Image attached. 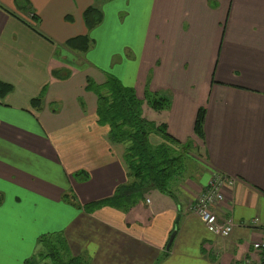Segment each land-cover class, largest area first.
Instances as JSON below:
<instances>
[{
  "label": "crops",
  "instance_id": "obj_1",
  "mask_svg": "<svg viewBox=\"0 0 264 264\" xmlns=\"http://www.w3.org/2000/svg\"><path fill=\"white\" fill-rule=\"evenodd\" d=\"M30 2L40 21L14 0H0V80L13 86L0 95V264H25L43 252L39 238L47 234L61 235L86 264H258L264 0ZM93 5L103 19L89 30L83 15ZM85 34L92 38L87 52L65 45ZM54 70L70 75L56 78ZM109 76L142 100L147 87L170 94L169 108L157 111L144 101L143 115L166 124L179 142H192L204 158L193 173L184 169L173 179V196L151 189L129 211L85 208L133 182L127 145L111 140L98 97L86 86L88 77L103 84ZM37 97L42 101L33 106ZM202 107L204 139L195 134ZM151 143L166 141L154 133ZM79 172L88 177L75 178ZM214 172L234 180L220 204L235 223L227 237L210 233L193 210ZM66 193L82 207L65 202Z\"/></svg>",
  "mask_w": 264,
  "mask_h": 264
},
{
  "label": "trees",
  "instance_id": "obj_2",
  "mask_svg": "<svg viewBox=\"0 0 264 264\" xmlns=\"http://www.w3.org/2000/svg\"><path fill=\"white\" fill-rule=\"evenodd\" d=\"M17 3L24 1L28 7L31 18L40 21L30 0H15ZM84 21L89 30L98 26L103 19V13L96 5L88 7L84 11ZM35 30L32 24L27 23ZM92 44L89 34L78 35L66 41L65 45L80 52H87ZM62 76V71H53L56 78L69 77V71ZM87 89L94 92L98 97V113L101 123L110 127V138L113 142L127 145L125 160L129 165L130 177L133 182L121 185L115 195L100 202H93L85 206L94 210L103 205H109L129 211L140 200L144 199L145 193L151 189H157L162 193L173 196L171 182L179 177L185 169L186 149L193 146L192 142L185 144L173 138L167 131L166 124H157L143 115V103L154 110L160 111L169 108L170 94L159 95L148 87L145 91L144 100L140 99L133 87H128L115 76H109L105 83L98 84L91 77L87 78ZM13 90V86L0 80V95L3 97ZM42 98L32 100L33 106H39ZM206 109L200 108L196 122L195 134L204 139V123ZM161 135L166 143L154 146L151 143L152 134ZM87 173L79 172L75 178L86 179ZM63 200L77 207H82L75 201L73 196L66 193ZM57 241V243H56ZM43 246V252L35 255L25 264H86L85 258L72 256L66 240L59 234H47L39 238ZM170 249V248H169ZM167 249V251H169ZM168 252L161 257L165 258ZM45 260H49L45 262Z\"/></svg>",
  "mask_w": 264,
  "mask_h": 264
},
{
  "label": "built area",
  "instance_id": "obj_3",
  "mask_svg": "<svg viewBox=\"0 0 264 264\" xmlns=\"http://www.w3.org/2000/svg\"><path fill=\"white\" fill-rule=\"evenodd\" d=\"M233 178L214 172L202 194L194 203L193 210L201 217L207 230L220 237H227L233 232L235 223L231 217L221 215L220 204L225 199L223 187L232 184ZM256 218L254 223L258 222ZM253 248L261 255L258 264H264V233L261 239L253 243Z\"/></svg>",
  "mask_w": 264,
  "mask_h": 264
},
{
  "label": "rangeland",
  "instance_id": "obj_4",
  "mask_svg": "<svg viewBox=\"0 0 264 264\" xmlns=\"http://www.w3.org/2000/svg\"><path fill=\"white\" fill-rule=\"evenodd\" d=\"M24 1H20V3H17L15 0H14V5L16 7V9H18L19 11H21L23 14H26L27 11H28V7L24 6ZM204 158H202L199 154H198V151L194 150L192 148V146H190L189 148V153L186 155V160H185V163H186V172L187 173H190L192 172V170L194 169L193 166H201L202 163L200 162V160L203 162ZM200 168V167H199ZM186 173V174H187ZM193 173V172H192ZM185 174V173H184ZM188 175V174H187ZM57 243V241H56ZM48 263V262H47Z\"/></svg>",
  "mask_w": 264,
  "mask_h": 264
},
{
  "label": "water",
  "instance_id": "obj_5",
  "mask_svg": "<svg viewBox=\"0 0 264 264\" xmlns=\"http://www.w3.org/2000/svg\"><path fill=\"white\" fill-rule=\"evenodd\" d=\"M175 234H176V230L173 231V233H172L171 236H170V239H169L168 244H167V246H166L167 249L170 248V246H171V244H172V242H173V239H174V237H175Z\"/></svg>",
  "mask_w": 264,
  "mask_h": 264
}]
</instances>
